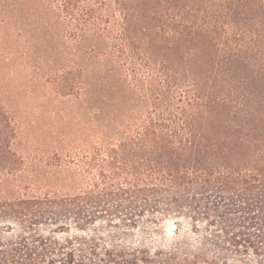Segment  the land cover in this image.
I'll return each instance as SVG.
<instances>
[{
  "label": "trees",
  "instance_id": "16d2710c",
  "mask_svg": "<svg viewBox=\"0 0 264 264\" xmlns=\"http://www.w3.org/2000/svg\"><path fill=\"white\" fill-rule=\"evenodd\" d=\"M0 264H264V0H0Z\"/></svg>",
  "mask_w": 264,
  "mask_h": 264
},
{
  "label": "rangeland",
  "instance_id": "374dc122",
  "mask_svg": "<svg viewBox=\"0 0 264 264\" xmlns=\"http://www.w3.org/2000/svg\"><path fill=\"white\" fill-rule=\"evenodd\" d=\"M39 94L42 95L41 92H39ZM52 98L53 97L49 98V100H51ZM37 101H38L37 98L30 99V96L29 97L23 96V97H17L15 102L9 101L8 104L9 106L12 107L13 111L19 116L20 122H25V123L31 122L33 125L46 126V128L47 126L50 127L52 122L57 126L60 125L62 121L61 117L63 116V113L60 119L58 117L53 118V116H51L50 114L52 110L51 107H53V105L46 107H43L41 105L38 106ZM62 136H58V138Z\"/></svg>",
  "mask_w": 264,
  "mask_h": 264
}]
</instances>
